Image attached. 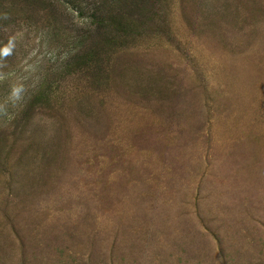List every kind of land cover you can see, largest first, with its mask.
Instances as JSON below:
<instances>
[{"label": "rangeland", "instance_id": "374dc122", "mask_svg": "<svg viewBox=\"0 0 264 264\" xmlns=\"http://www.w3.org/2000/svg\"><path fill=\"white\" fill-rule=\"evenodd\" d=\"M0 264H264V0H0Z\"/></svg>", "mask_w": 264, "mask_h": 264}]
</instances>
